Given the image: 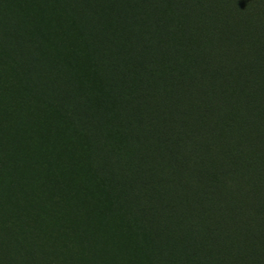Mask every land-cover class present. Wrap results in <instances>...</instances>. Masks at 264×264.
<instances>
[{"label":"rangeland","instance_id":"374dc122","mask_svg":"<svg viewBox=\"0 0 264 264\" xmlns=\"http://www.w3.org/2000/svg\"><path fill=\"white\" fill-rule=\"evenodd\" d=\"M27 1L22 5L17 2L13 8L6 3L3 6L6 13L12 9L16 24L20 23L14 30L17 34L20 26L17 38L45 45L63 44L66 51L82 56L84 62L77 70L88 63L85 58L89 49L76 19L89 1L96 3L91 4L95 16L104 18L107 35L123 41L109 51L108 64L118 73L115 77L104 74L94 83L78 82V90L88 93L87 101L103 114L96 134L90 136H84L87 131L78 125L64 121L70 116L58 106L38 111L42 101L25 99L19 84L9 86L7 80L16 70L0 63V113H5L0 114V128L5 127V133L16 128L22 132L19 155L26 164L23 171L28 183L12 193L21 192L29 209L39 199V204L50 210L53 221L38 224L37 231L58 249L63 260L69 264H264V194L247 190L264 189V27L259 26L257 12L241 7L236 0H73V6L72 0ZM117 14L123 16L125 28L116 26V21L120 23ZM7 38L0 37V44ZM138 62L142 64L139 67ZM85 73L88 79L89 73ZM28 109H32L31 117L27 116ZM44 114L58 119L63 127L59 123L49 126V132L58 127L55 133L62 134L58 137L50 132L53 142L60 140L56 144L63 148L58 149L63 159L46 156L44 135L25 124L26 118L31 123ZM74 114L78 123L85 122L86 114L79 109ZM188 130L190 141L182 137ZM68 137L73 141L68 142ZM61 140L66 143L62 145ZM217 148L226 150L217 153ZM211 149L214 155L205 156ZM12 150L6 143L3 147L0 139L1 184L2 177L3 181L11 180L9 171L3 174L7 167L13 173L23 168V161ZM14 159L19 164L13 170L10 163ZM41 179L45 183L40 184ZM64 187L75 189L76 195L66 193ZM62 196L63 204L58 200ZM72 196L74 200L76 197L75 209L68 201ZM10 204V208L17 206L15 202ZM54 209L65 211L55 213ZM183 222L191 225L190 241L183 239V249L176 251L171 245L178 239L170 235ZM23 223L28 226L31 221ZM232 228H237V242L229 241ZM17 240L0 220V264H36L25 245L13 246Z\"/></svg>","mask_w":264,"mask_h":264},{"label":"trees","instance_id":"16d2710c","mask_svg":"<svg viewBox=\"0 0 264 264\" xmlns=\"http://www.w3.org/2000/svg\"><path fill=\"white\" fill-rule=\"evenodd\" d=\"M24 1L26 3L28 2L27 0H0V37L8 36L7 40L4 41L5 44L4 43L0 44V63L9 67V68L16 70L15 76L11 77V79L7 80L9 86L12 85V87H13V86H16L17 84H19L20 88L28 96V97L26 96L27 99H31L29 97H32V98L34 97L38 100L40 99V101H42V106L38 107V111H40L42 109L48 110L51 107L56 108L58 106L64 115H68V116L72 117V118H70V117L65 116L64 121L67 120L66 121L67 123L72 124V125H78V127L81 128L82 131H87L85 136L86 135L90 136V135H93L94 133L96 134V127L98 126L100 120L101 121L103 120V114H102V112H97L94 105L90 104L87 101L86 97H87L88 93H85L83 90H80V91L78 90V88H79L78 82L83 81L81 83H84V82H87V80H88V81H90V83H92V82L94 83L98 79H101V77L104 74L109 75L110 79H111V77H115L118 73L116 71H113L112 70L113 67L110 64H108V62H109V51L113 50L117 45H122L123 44L122 39L121 40L120 39L114 40L111 36L107 35V33L104 31V18H99V17L95 16V10H92V6H91V4L94 6L95 2L93 1L94 2L93 3L92 1H89L88 6L83 7L84 13L80 12V13H83L84 16L79 13L81 16L79 15L80 17H77L79 24L82 21L84 23V25L82 23L81 27H83L82 28L83 32L84 33L86 32L85 42H86V46L89 49V52L86 54L85 59H86V62H88V63H86V65H83L84 63H82V65H83V66L81 65L82 69L79 68L77 70L76 69L77 66L83 61V59L76 56L79 53H71L69 51H66L63 44L54 43L51 46H49V45H45L43 42H36L35 43V42H29V40H26V39L21 40V39L17 38V36H19L20 26H19V29L17 31V34L15 33L14 30H16L18 28V26H16V25H18L20 23L16 24V21L13 18L14 16L11 15V13H10L12 11V9L9 10L8 13H6L2 9H3L4 3L7 4V7L13 8V6L17 2H19V3L21 2L20 4H23ZM236 1L239 3V5L241 7L244 6L245 8H248L250 11L257 12V14L259 15V19H260L259 20V26L264 27V0H236ZM80 2H82V1H80ZM238 3H237V5H238ZM111 4H113V6L116 5V1L112 2ZM11 5H12V7H11ZM13 13H15V11ZM8 16H10V17H8ZM115 17H117V19H120L119 24L116 21V26L118 28L123 26L125 28L123 16L121 14H117V16H115ZM115 17H114V19H115ZM124 17H128V15L126 16V14H125ZM10 21H13L14 23H12ZM13 25H15L14 29H13ZM84 28L87 30L84 31ZM24 29H26V31L28 30L27 27H24ZM4 31H6L7 34L3 35ZM93 51H95V52H93ZM97 52H98V54H97ZM63 58H65V59H63ZM68 64H70V65H68ZM72 64L75 67V69L72 66ZM137 65L139 67L142 64H140L138 62ZM85 66H86V68H85ZM63 69H65V70H63ZM50 70H51V72H53L54 75L50 72ZM77 71H79V72H77ZM85 71L89 73L88 79L84 78V77H86V75L84 74ZM76 74H77V76H76ZM46 82H47V84H46ZM4 86H6L5 83H3V87ZM39 87H40V89H39ZM26 97H25V99H26ZM81 101L83 103L82 109L80 108ZM48 103H50V105H48ZM51 105H53V106H51ZM78 109L83 114L87 115L85 122H79L78 123V121H76L77 120L76 118H78V117H76L74 112L77 111ZM27 114H28L27 116H31V114L30 115H29V113H27ZM37 116H38V113H37ZM54 120H55V118L51 119L48 115L44 114L41 117H39L38 119L32 120L31 123H30L29 119H27V118L25 121L26 122L25 124H28L27 125L28 128H29V126L35 128L37 131H40L44 135V139H48V140H46V144L49 141L51 142V143L49 142L46 145V147H48V149L46 148L45 154H47L46 156H48V157H50V156L58 157L61 155V153H60L61 151L60 152L57 151L58 148L56 147V144L53 143V139L49 140L51 138H48L49 126L59 123V122L54 121ZM60 122H62V121H60ZM59 124L61 126V123H59ZM24 127L25 126H23V130L27 131V128H24ZM38 127L40 128V130H38L39 129ZM46 127H48L47 128L48 130L46 129ZM44 132H46V133H44ZM0 136H1L3 141L7 142V143L6 142L5 143L8 146H11L13 148V152L15 153V155L20 160H22L24 163L23 168L20 169L19 172H17V173H13L7 167L6 170L3 172V174L6 173L7 171H9L8 177L11 178V180L7 181L5 179L3 181V177H2V180H1L2 184L0 183V220L2 221V223L4 224V226L6 227V229L11 234V236L13 237L14 240H16V237L19 238V240H17V242H14L13 246L17 247L18 244L25 245L27 247L29 256L33 259V261H35L36 264H69L68 262L63 260L60 253L58 252V249H56L51 244V242L47 241L37 231V229H38L37 225L38 224L40 225V224L45 223V222L49 223V222L53 221L54 217L51 215L50 210L45 209L43 203L39 204V199H36V203L33 205L32 209H29L28 204L26 202H24V199H22V197L20 195L21 192L17 193L16 195H14L12 193L13 190H17V188L22 186L23 184L28 185L27 181L25 180V178L27 176L24 174V171H23L25 168L24 167L25 161L19 155V145H20L19 143H20V140L22 138V132H20L17 129H13V130H11V134L5 133L4 127L2 128V126H1ZM182 137H184L183 140L189 139V141H190V138L192 137L191 130L184 132ZM13 139H15V140H13ZM11 143H12V145H11ZM50 145H52V147H49ZM51 149H53V150H51ZM60 150H62V149H60ZM225 150H226V148L217 149V153L218 152L220 153L221 151L223 152ZM47 151H48V153L49 152L50 153L48 154ZM95 151H96V149H94V152ZM209 153L213 154V149L207 150L204 154H205V156L209 157L210 156ZM3 174H2V176H3ZM42 183H45V181H42V179H41L40 184H42ZM229 183L232 184L231 181H229L228 184ZM254 185L259 186L257 183ZM64 188H67V189H64V191L66 193L70 192L69 194L76 195L75 194L76 191L73 188L70 190L68 187H64ZM247 190H248V193H249V191H251L255 194L257 192L260 193L261 195L264 194L263 187H261V188L253 187V188H249ZM233 199H235V197ZM11 200H13V201H11ZM49 200H51V199L49 198ZM58 200L59 201L61 200L60 202H62V203L65 202L63 196H62V198H60ZM68 201H71L70 203L73 204L70 207H73L75 209L74 205H76V197H75V200L70 199ZM11 202H15L17 204V206L10 208ZM62 211H65V209L53 211V212L59 213ZM43 212H45V213L43 214ZM19 213H23L26 216L24 218H22ZM29 220L31 221V224H29L28 226H25V224L23 222L29 221ZM190 227H191V225H189L188 223H184V222L181 225H178V226L176 225L175 231H173V233L170 236L176 237L178 240H177V244L174 243V245H171V246H173L172 249H175L176 251H181L180 249H183V247H184L181 243V242H183V239L190 241V235L188 233ZM236 229L237 228H235V229L232 228V230L230 231L231 233L228 234L229 235V241L237 242V240H236L237 234L234 233V230H236ZM194 242L197 243V239ZM178 245H180L181 248ZM3 246H7V243H4ZM18 247L21 248L19 245H18Z\"/></svg>","mask_w":264,"mask_h":264},{"label":"bare ground","instance_id":"6f19581e","mask_svg":"<svg viewBox=\"0 0 264 264\" xmlns=\"http://www.w3.org/2000/svg\"><path fill=\"white\" fill-rule=\"evenodd\" d=\"M32 1H33V0H32ZM56 1H57V0H56ZM59 2H60V1H59ZM20 3H21V2H20ZM57 3H58V2H57ZM67 3H69V2L67 1ZM65 4H66V3H65ZM71 4H72V5H71ZM71 4H70V5L73 6V0H72V3H71ZM21 5H22V4H21ZM71 6H70V7H71ZM11 7H12V5H11ZM65 7H66V6H65ZM68 7H69V6H68ZM40 8H41V6H40ZM49 8H50V7H49ZM66 8H67V7H66ZM73 8H74V7H73ZM6 9H7V8H6ZM28 9H29V8H28ZM57 9H58V8H57ZM2 10H3V9H2ZM45 10H46V9H45ZM73 10H75V9H73ZM23 11H24V10H23ZM33 11H34V10H33ZM40 12H41V11H40ZM68 12H69V11H68ZM74 12H75V11H74ZM18 13H19V12H18ZM34 13H35V12H34ZM38 13H39V12H38ZM2 14H3V13H2ZM28 14H29V13H28ZM43 14H44V13H43ZM54 14H55V13H54ZM58 14H59V13H58ZM66 14H67V13H66ZM69 14H70V13H69ZM76 14H77V13H76ZM70 15H71V14H70ZM70 15H68V17H69ZM78 15H80V14H78ZM47 16H48V15H47ZM56 16H57V15H56ZM71 16H72V15H71ZM80 16H81V15H80ZM8 17H10V16H8ZM41 17H42V16H41ZM49 17H51V16H49ZM49 17H48V18H49ZM64 17H65V16H64ZM13 18H14V17H13ZM42 18H43V17H42ZM53 18H54V17H53ZM74 18H75V17H74ZM80 19H81V18H80ZM21 20H22V19H21ZM53 20H54V19H53ZM60 20H61V19H60ZM74 21H75V20H74ZM76 21H77V19H76ZM36 22H37V21H36ZM81 23H82V22H81ZM81 23H80V25H82ZM49 24H50V23H49ZM31 25H32V24H31ZM64 25H65V24H64ZM66 25H67V24H66ZM71 25H73V24H71ZM83 25H84V24H83ZM36 26H37V25H36ZM57 26H58V25H57ZM68 27H69V26H68ZM72 27H73V26H72ZM77 27H78V26H77ZM42 28H43V27H42ZM78 28H79V27H78ZM82 28H83V27H81V29H82ZM68 30H70V28H69ZM85 30H87V29L84 28V31H85ZM55 31H56V30H55ZM70 31H72V30H70ZM46 32H47V31H46ZM49 32H50V31H49ZM59 32H60V31H59ZM67 32H68V31H67ZM60 33H61V32H60ZM69 33H70V32H69ZM81 33H83V32L81 31ZM47 34H48V33H47ZM58 34H59V33H58ZM85 34H86V32H85ZM73 35H74V34H73ZM87 35H88V34H87ZM58 36H59V35H58ZM63 36H64V35H63ZM68 36H69V34H68ZM68 36H67V38H68ZM84 36H85V35H84ZM209 36H210V35H209ZM43 38H44V37H43ZM49 38H50V37H49ZM53 38H55V36H54ZM46 39H47V38H46ZM39 40H40V39H39ZM68 41H69V40H68ZM52 42H53V41H52ZM77 42H78V41H77ZM81 42H82V41H81ZM54 43H55V42H54ZM54 43H53V44H54ZM70 43H71V42H70ZM48 44H49V43H48ZM56 45H57V44H56ZM49 46H51V45H49ZM60 46H61V45H60ZM76 47H79V46H76ZM79 49H80V48H79ZM72 50H73V49H72ZM235 50H236V49H235ZM72 52H73V51H72ZM82 52H84V51H82ZM80 55H81V54H80ZM232 55H234V54L232 53ZM67 56H68V55H67ZM84 56H85V55H84ZM234 56H235V55H234ZM73 57H74V56H73ZM80 57H82V56H80ZM74 58H75V57H74ZM74 58H73V59H74ZM63 59H65V58H63ZM76 59H77V58H76ZM68 60H69V59H68ZM230 60H232V59H230ZM62 62H63V61H62ZM78 62H79V61H78ZM80 62H81V61H80ZM83 62H84V61H83ZM233 63H234V62H233ZM65 64H66V63H65ZM227 64H228V63H227ZM62 65H63V64H62ZM68 65H70V64H68ZM74 65H75V64H74ZM81 65H82V64H81ZM198 65H199V64H198ZM234 65H235V64H234ZM72 66H73V64H72ZM221 66H222V65H221ZM64 67H65V66H64ZM67 67H68V66H67ZM73 67H74V66H73ZM193 67H194V66H193ZM204 67H205V66H204ZM211 67H212V66H211ZM232 67H233V66H232ZM234 67H235V66H234ZM80 68H81V67H80ZM195 68H196V67H195ZM208 68H209V67H208ZM216 68H217V66H216ZM224 68H226V67H224ZM229 68H230V67H229ZM235 68H236V67H235ZM59 69H60V68H59ZM74 69H75V67H74ZM81 69H82V68H81ZM204 69H205V68H204ZM213 69H215V68H213ZM63 70H65V69H63ZM66 70H67V69H66ZM200 70H201V69H200ZM203 71H204V70H203ZM205 71H206V70H205ZM222 71H223V70H222ZM50 72H51V70H50ZM77 72H79V71H77ZM81 72H82V71H81ZM199 72H200V71H199ZM209 72H210V71H209ZM212 72H213V71H212ZM215 72H216V71H215ZM51 73L53 74V72H51ZM51 73H50V74H51ZM66 73H67V72H66ZM72 73H73V72H72ZM74 73H75V72H74ZM205 73H206V72H205ZM85 74H86V73H85ZM200 74H201V73H200ZM200 74H199V75H200ZM203 74H204V73H203ZM234 74H236L235 71H234ZM47 75H48V74H47ZM53 75H54V74H53ZM73 75H74V74H73ZM73 75H72V76H73ZM80 75H81V74H80ZM236 75H237V74H236ZM51 76H52V75H51ZM51 76H50V77H51ZM64 76H65V75H64ZM76 76H77V74H76ZM86 76H87V75H86ZM218 76H219V75H218ZM221 76H222V75H221ZM50 77H49V78H50ZM65 77H66V76H65ZM68 77H69V76H68ZM227 77H228V76H227ZM47 78H48V77H47ZM51 78H52V77H51ZM53 78H54V77H53ZM197 78H198V77H197ZM79 79H80V78H79ZM216 79H217V77H216ZM235 79H236V78H235ZM48 80H49V79H48ZM70 80H71V79H70ZM75 80H76V79H75ZM219 80H220V79H219ZM76 81H77V80H76ZM87 81H88V80H87ZM223 81H224V79H223ZM51 82H52V81H51ZM81 82H83V81H81ZM217 82H218V81H217ZM226 83H227V82H226ZM46 84H47V82H46ZM207 84H208V83H207ZM220 84H221V83H220ZM223 84H224V83H223ZM49 85H50V84H49ZM205 85H206V84H205ZM227 85H228V84H227ZM216 86H218V85L216 84ZM220 86H222V85H220ZM223 86H224V85H223ZM229 86H230V85H229ZM231 87H232V86H231ZM215 88H216V87H215ZM39 89H40V87H39ZM41 89H42V88H41ZM230 89H231V88H230ZM13 90H14V89H13ZM32 91H33V90H32ZM208 91H209V90H208ZM228 91H229V90H228ZM228 91H227V93H228ZM35 92H36V91H35ZM37 92H38V91H37ZM14 93H15V92H14ZM138 93H140V92H138ZM141 93H142V91H141ZM204 93H205V92H204ZM222 93H223V92H222ZM192 94H193V93H192ZM219 94H220V93H219ZM15 95H16V94H15ZM38 95H39V94H38ZM38 95H37V96H38ZM139 95H141V94H139ZM153 95H155V94H153ZM208 95H209V94H208ZM227 95H228V94H227ZM25 96H27V95H25ZM37 96H36V97H37ZM191 96H192V95H191ZM217 96H218V95H217ZM220 96H222V95H220ZM220 96H218V97H220ZM44 97H45V96H44ZM44 97H43V98H44ZM200 97H201V96H200ZM235 97H236V96H235ZM10 98H11V97H10ZM26 98H27V97H26ZM30 98H31V97H30ZM172 98H173V97H172ZM211 98H212V97H211ZM17 99H18V96H17ZM31 99H32V98H31ZM35 99H36V98H35ZM174 99H175V98H174ZM197 99H198V97H197ZM232 99H233V98H232ZM235 99H236V98H235ZM203 100H204V99H203ZM210 100H211V99H210ZM10 101H11V100H10ZM27 101H28V100H27ZM30 101H31V100H30ZM32 101H33V100H32ZM171 101L173 102V100H171ZM176 101H177V99H176ZM180 101H181V100H180ZM184 101H186V100L184 99ZM187 101H188V100H187ZM191 101H192V100H191ZM194 101H195V98H194ZM212 101H213V100H212ZM226 101H227V100H226ZM25 102H26V101H25ZM164 102H165V100H164ZM182 102H183V101H182ZM195 102H196V101H195ZM207 102H208V101H207ZM15 103H16V102H15ZM20 103H21V102H20ZM38 103H39V102H38ZM173 103H174V102H173ZM226 103H227V102H226ZM10 104H11V103H10ZM24 104H25V103H24ZM118 104H119V103H118ZM190 104L192 105V103H190ZM209 104H210V103H209ZM228 104H229V103H228ZM34 105H35V104H34ZM48 105H50V103H48ZM48 105H47V106H48ZM116 105H117V104H116ZM179 105H180V104H179ZM21 106H22V105H21ZM28 106H29V105H28ZM51 106H53V105H51ZM6 107H7V106H6ZM14 107H15V105L13 106V109H14ZM38 107H39V106H38ZM176 107H177V106H176ZM180 107H182V106H180ZM185 107H187V106H185ZM197 107H198V106H197ZM19 108H20V107H19ZM35 108H36V106H35ZM51 108H52V107H51ZM13 109H11V110H13ZM22 109H23V108H22ZM24 109H26V108H24ZM24 109H23V110H24ZM203 109H204V108H203ZM3 110H5V109H3ZM9 110H10V109H9ZM9 110H8V111H9ZM17 110H18V108H17ZM23 110H22V111H23ZM31 110H32V109H30V111H31ZM169 110H170V109H169ZM178 110H180V109H178ZM28 111H29V109H28ZM30 111H29V115H30ZM180 111H181V110H180ZM203 111H204V110H203ZM9 112H10V111H9ZM11 112L13 113V111H11ZM19 112H21V111H19ZM25 112H26V111H25ZM47 112H49V111H47ZM173 112H174V111H173ZM190 112H191V111H190ZM201 112H202V111H201ZM2 113H3V112H1L0 114H2ZM26 113H27V112H26ZM54 113H55V112H54ZM174 113H175V112H174ZM176 113H177V110H176ZM209 113H210V112H209ZM16 114H17V113H16ZM32 114H33V113H32ZM2 115H3V114H2ZM4 115H5V113H4ZM4 115H3V116H4ZM13 115H14V114H13ZM22 115H23V114H22ZM27 115H28V114H27ZM46 115H47V114H46ZM171 115H172V114H171ZM174 115H175V114H174ZM184 115H185V114H184ZM0 116H1V115H0ZM18 116H19V114H18ZM33 116H34V115H33ZM55 116H56V115H55ZM188 116H189V115H188ZM241 116H242V115H241ZM9 117H10V116H9ZM16 117H17V116H16ZM20 117H22V116H20ZM26 117H27V116H26ZM30 117H31V116H30ZM175 117H176V116H175ZM11 118H12V117H11ZM14 118H15V116H14ZM179 118H180V117H179ZM179 118H178V120H179ZM184 118H185V117H184ZM16 119H17V118H16ZM27 119H28V118H27ZM36 119H38V117H37ZM46 119H47V118H46ZM204 119H205V118H204ZM17 120H18V119H17ZM24 120H25V119H24ZM30 120H31V119H30ZM57 120H58V119H57ZM57 120H56V121H57ZM182 120H184V119H182ZM200 120H201V119H200ZM6 121H7V120H6ZM31 121H32V120H31ZM40 121H41V120H40ZM184 121H185V120H184ZM0 122H1V121H0ZM11 122H12V121H11ZM180 122H181V121H180ZM205 122H206V121H205ZM245 122H246V121H245ZM12 123H13V122H12ZM23 123H24V122H23ZM25 123H26V122H25ZM40 123H41V122H40ZM178 123H179V122H178ZM17 124H18V123H17ZM20 124H21V123H20ZM24 125H25V124H24ZM24 125H23V126H24ZM27 125H28V124H27ZM53 125L55 126V124H53ZM198 125H200V124H198ZM198 125H197V126H198ZM204 125H205V124H204ZM12 126H13V125H12ZM31 126H32V125H31ZM47 126H48V125H47ZM51 126H52V125H51ZM8 127H9V125H8ZM29 127H30V126H29ZM40 127H41V126H40ZM61 127H62V126H61ZM198 127H199V126H198ZM2 128H3V127H2ZM4 128H5V127H4ZM24 128H25V127H24ZM31 128H32V127H31ZM38 128H39V127H38ZM44 128H45V127H44ZM47 128H48V127H46V129H47ZM57 128H58V127H57ZM57 128H56V129H57ZM62 128H63V127H62ZM16 129H17V128H16ZM22 129H23V128H22ZM32 129H33V128H32ZM42 129H43V128H42ZM46 129H45V130H46ZM56 129L53 128V130H54L53 133H52V131H50V132H51L52 134H54L55 136H56L57 133H60V132L55 133V132H56ZM185 129H186V128H185ZM204 129H205V128H204ZM38 130H40V128H39ZM47 130H48V129H47ZM47 130H46V131H47ZM50 130H52V128H50ZM60 130H61V128H60ZM58 131H59V130H58ZM61 131H62L61 133L64 132L63 130H61ZM69 131H70V135L72 134V137H73V136L75 137V135H73V133H71V132H74V131H71V129H69L68 132H69ZM206 131H207V129H206ZM6 132H7V131H6ZM16 132H17V131H16ZM20 132H21V131H20ZM27 132H28V131H27ZM50 132H48V133H50ZM198 132H199V131H198ZM203 132H204V131H203ZM2 133H3V132H2ZM7 133H9V132H7ZM13 133H14V132H13ZM32 133H34V132H32ZM37 133H39V132H37ZM44 133H46V132H44ZM51 133L49 134V135H50V138H51ZM64 133H65V132H64ZM76 133H77V132H76ZM76 133H75V134H76ZM206 133H207V132H206ZM10 134H11V133H10ZM200 134H201V133H200ZM3 135H4V134H3ZM14 135H15V134H14ZM16 135H17V134H16ZM29 135H32V134H29ZM33 135H34V134H33ZM33 135H32V136H33ZM39 135H40V134H39ZM46 135H47V134H46ZM54 135H53L52 137L55 138ZM59 135H60V134H59ZM61 135H62V134H61ZM61 135L58 136V134H57L58 137H62ZM66 135H68V134H66ZM70 135H68V136H70ZM80 135H81V134H80ZM80 135H79V136H80ZM186 135H187V134H186ZM12 136H13V135H12ZM19 136H20V135H19ZM35 136H36V135H35ZM37 136H38V134H37ZM63 136H64V135H63ZM79 136H78V137H79ZM84 136H85V135H84ZM198 136H199V135H198ZM4 137H5V136H4ZM58 137H57V138H58ZM72 137H70V138L73 139ZM229 137H230V136H229ZM6 138H7V137H6ZM15 138H16V137H15ZM29 138H30V137H29ZM38 138H39V137H38ZM42 138H43V135L41 136V140H42ZM46 138H47V137H46ZM57 138H56V140H57ZM70 138L68 137L69 140H70ZM75 138H76V137H75ZM183 138H184V137H183ZM0 139H1V143H2V145H3V147H4L6 141H3L2 138H1V136H0ZM19 139H20V138H19ZM26 139H27V138H26ZM34 139H35V138H34ZM36 139H37V137H36ZM52 139H53V138H51V139H49V140H52ZM61 139H62V138H61ZM64 139H65V138H64ZM68 139H67V140H68ZM81 139H82V138H81ZM81 139H80V140H81ZM90 139H91V138H90ZM13 140H15V139H13ZM30 140H31V139H30ZM41 140H40V141H41ZM46 140H48V139H45V141H46ZM65 140H66V139H65ZM75 140H76L75 143L78 142L77 139H75ZM192 140H193V139H192ZM24 141H25V140H24ZM28 141H29V140H28ZM32 141H34V140H32ZM57 141H58V140H57ZM57 141H56V142H57ZM59 141H60V140H59ZM59 141H58V142H59ZM61 141H62V140H61ZM71 141H73V140H70V141H68V142H71ZM235 141H236V139H235ZM10 142H11V141H10ZM30 142H31V141H30ZM35 142H36V141H35ZM49 142H50V141H49ZM49 142H47V144H48ZM56 142L54 141L53 143L56 144ZM224 142H225V141H224ZM6 143H7V142H6ZM12 143H13V142H12ZM12 143H11V145H12ZM28 143H29V142H28ZM28 143H27V144H28ZM32 143H33V142H32ZM41 143H42V142H41ZM50 143H51V142H50ZM61 143H62V145H63V144H65L66 142H65V141L63 142V141H62ZM61 143H60V144H61ZM82 143H83V142H82ZM82 143H81V144H82ZM86 143H87V142H86ZM201 143H202V142H201ZM205 143H206V142H205ZM218 143H219V142H218ZM29 144H31V143H29ZM47 144H46V145H47ZM78 144H80V143L78 142ZM88 144H89V143H88ZM88 144H87V145H88ZM213 144H214V143H213ZM62 145H61V146H62ZM87 145H86V146H87ZM90 145H91V144H90ZM215 145H216V144H215ZM229 145H230V144H229ZM30 146H31V145H29V147H30ZM32 146H33V144H32ZM32 146H31V147H32ZM54 146H55V145H54ZM56 146L58 147V146H60V145H59V144H56ZM67 146H68V144H67ZM69 146H70V145H69ZM75 146H76V144L74 145V147H75ZM188 146H189V145H188ZM36 147H37V145L35 146V148H36ZM38 147H39V146H38ZM49 147H52V145H50ZM64 147H65V146H64ZM74 147H73V148H74ZM80 147L83 148V146H80ZM195 147H196V146H195ZM204 147H205V146H204ZM8 148H9V147H8ZM8 148L6 147V148H3V149H4V151H5V150L8 149ZM17 148H18V147H17ZM24 148H25V147H24ZM60 148H61V147H58V149H60ZM66 148H68V147H66ZM86 148H87V147H86ZM15 149H16V148H15ZM37 149H38V148H37ZM41 149H42V148H41ZM45 149H46V147H45ZM47 149H48V147H47ZM53 149H54V148H53ZM53 149H51V150H53ZM62 149H63V148H62ZM78 149H80V148H78ZM88 149H89V148H87V150H88ZM182 149H183V148H182ZM207 149H208V148H207ZM217 149H218V148H217ZM220 149H221V148H220ZM30 150H31V149H30ZM39 150H40V149H39ZM42 150H43V149H42ZM55 150H56V149H55ZM82 150H84V149H82ZM82 150H81V151H82ZM180 150H181V148H180ZM193 150H194V149H193ZM12 151H13V150H12ZM12 151H11V152H12ZM37 151H38V150H37ZM57 151H58V150H57ZM78 151H79V150H78ZM81 151H80V152H81ZM188 151H189V150H188ZM26 152H27V151H26ZM29 152H30V151H29ZM33 152H34V150L32 151V153H33ZM45 152H46V151H45ZM59 152H60V151H59ZM67 152H68V151H67ZM67 152H66V153H67ZM75 152H76V151H75ZM88 152H89V151H88ZM91 152H92V151H91ZM223 152H224V151H223ZM5 153H6V152H5ZM7 153H8V152H7ZM47 153H48V151H47ZM49 153H50V152H49ZM49 153H48V154H49ZM54 153H55V152H54ZM186 153H187V152H186ZM10 154H13V153H10ZM21 154H22V153H21ZM30 154H31V153H30ZM37 154H38V153H37ZM43 154H44V153H43ZM78 154H79V153H78ZM84 154H85V153H84ZM190 154H191V153H190ZM209 154H210V153H209ZM6 155H7V154H6ZM6 155H5V156H6ZM14 155H15V154H14ZM34 155H35V154H34ZM46 155H47V154H46ZM63 155H64V154H63ZM188 155H189V154H188ZM213 155H214V154H213ZM221 155H222V154H221ZM23 156H24V155H23ZM71 156H72V155H71ZM90 156H91V155H90ZM194 156H195V155H194ZM9 157H10V155H9ZM12 157H13V156H11L10 158H12ZM31 157H32V156H31ZM33 157H34V156H33ZM37 157H38V156H37ZM40 157H41V155H40ZM44 157H45V156H44ZM51 157H52V156H51ZM60 157H61V156H60ZM196 157H198V156H196ZM217 157H218V156H217ZM10 158H8V159H10ZM15 158H16V157H15ZM38 158H39V157H38ZM61 158H62V157H61ZM86 158H87V156H86ZM153 158H154V157H153ZM189 158H190V157H189ZM210 158H211V157H210ZM222 158H223V157H222ZM5 159H7V158H5ZM33 159H35V158H33ZM33 159H32V160H33ZM44 159H45V158H44ZM50 159H51V158H50ZM57 159H58V158H57ZM62 159H63V158H62ZM87 159H88V158H87ZM157 159H158V158H157ZM207 159H208V158H207ZM217 159H218V158H217ZM14 160H15V159H14ZM14 160L11 161V163H10V166L13 167V168H12L13 170H14V168H17V167H18V164H19L18 161H17V159H16L15 161H14ZM40 160H41V159H40ZM46 160H47V158H46ZM48 160H49V159H48ZM66 160H67V159H66ZM88 160H89V159H88ZM33 161H35V160H33ZM60 161H61V160H60ZM74 161H75V160H74ZM187 161H188V160H187ZM29 162H30V160H29ZM36 162H37V160H36ZM47 162H48V161H47ZM53 162H54V160H53ZM85 162H87V160H86ZM153 162H154V161H153ZM195 162H196V161H195ZM195 162H194V163H195ZM198 162H199V161H198ZM5 163H6V162H5ZM27 163H28V161H27ZM43 163H44V162H43ZM50 163H51V161H50ZM54 163L56 164V162H54ZM77 163H78V162H77ZM77 163H75V164H77ZM188 163H189V162H188ZM204 163H205V162H204ZM21 164H22V163H21ZM31 164H32V163H31ZM35 164H36V163H35ZM40 164H41V163H40ZM61 164H63V163H61ZM85 164H86V163H85ZM89 164H90V163H89ZM25 165H26V164H25ZM196 165H198V164H196ZM199 165H200V164H199ZM20 166L23 167V165H20ZM38 166H39V164H38ZM82 166H83V165H82ZM88 166H89V165H88ZM24 167H26V166H24ZM67 167H68V166H67ZM69 167H70V166H69ZM80 167H81V166H80ZM195 167H196V166H195ZM204 167H205V166H204ZM206 167H207V166H206ZM31 168H32V167H31ZM36 168H37V167H36ZM38 168H39V167H38ZM65 168H66V167H65ZM70 168H71V167H70ZM70 168H69V169H70ZM199 168L201 169V167H199ZM27 169H28V168H27ZM39 169H40V168H39ZM191 169H192V168H191ZM17 170H18V169H17ZM25 170H26V169H25ZM41 170H42V169H41ZM41 170H40V171H41ZM65 170H66V169H65ZM67 170H68V169H67ZM84 170H85V169H84ZM86 170H87V169H86ZM88 170H89V169H88ZM27 171H28V170H27ZM70 171H71V170H70ZM77 171H78V170H77ZM15 172H17V171H15ZM92 172H93V171H92ZM166 172H167V171H166ZM33 173H34V172H33ZM68 173H69V172H68ZM71 173H72V172H71ZM74 173H75V172H74ZM114 173H115V172H114ZM75 174H76V173H75ZM86 174H87V173H86ZM68 176H69V175H68ZM68 176H67V177H68ZM79 176H80V175H79ZM87 176H88V175H87ZM77 177H78V176H77ZM81 177H82V176H81ZM85 177H86V176H85ZM94 177H95V176H94ZM74 178H75V177H74ZM92 178H93V177H92ZM69 180H70V179H69ZM80 180H82V179H80ZM88 180H89V179H88ZM84 181H85V179H84ZM91 181H92V180H91ZM77 182H78V181H77ZM95 183H96V182H95ZM98 183H99V182H98ZM24 185H25V184H24ZM74 185H75V184H73V186H74ZM80 185H81V183H80ZM84 185H85V183H84ZM89 186H90V185H89ZM181 186H182V185H181ZM87 187H88V186H87ZM90 187H91V186H90ZM24 188H27V187H24ZM29 189H30V188H29ZM80 189H81V188H80ZM99 189H102V188H99ZM99 189H97V191H98ZM26 190H28V189H26ZM74 190H75V189H74ZM74 190H73V191H74ZM17 191H18V190H17ZM22 192H23V191H22ZM26 192H27V191H26ZM26 192H25V193H26ZM31 192H33V191H31ZM81 192H82V191H81ZM94 193H95V192H94ZM185 193H186V192H185ZM75 194H76V193H75ZM85 194H86V192H85ZM101 194H102V193H101ZM34 195H35V193H34ZM66 195H67V194H66ZM86 195H87V194H86ZM95 195H97V194H95ZM97 196H98V195H97ZM72 199H73V196H72ZM60 201H61V200H60ZM77 201H79V200H77ZM82 201H83V200H82ZM99 201H100V200H99ZM80 202H81V201H80ZM84 202H85V201H84ZM39 203H40V202H39ZM37 204H38V203H37ZM56 204H57V206L59 205V203H56ZM62 204H63V203H62ZM102 204H104V202H102ZM70 205H72V204H70ZM81 205H82V204H81ZM29 206H30V205H29ZM60 206H61V204H60ZM63 206H65V204H64ZM76 206H77V205H74V207H76ZM82 206H83V205H82ZM92 206H93V205H92ZM101 206H102V205H101ZM44 207H46V206L44 205ZM79 207H80V206H79ZM85 207H87V206H85ZM83 208H84V207H83ZM57 209H58V207H57ZM61 209H62V208H61ZM61 209H60V210H61ZM88 209H89V208H88ZM88 209H87V210H88ZM90 209H91V208H90ZM54 210H55V209H54ZM81 210H82V209H81ZM55 211H57V210H55ZM90 211H91V210H90ZM96 211H97V213H98L99 210H96ZM96 211H95V212H96ZM78 212H80V211H78ZM93 212H94V210H93ZM83 213H85V212H83ZM87 213H88V212H87ZM74 214H75V213H74ZM85 214H86V213H85ZM98 214H99V213H98ZM106 214H107V213H106ZM52 215H53V214H52ZM59 215H60V214H59ZM77 216H78V215H77ZM103 216H104V215H103ZM74 217H75V216H74ZM82 217H83V216H82ZM91 218H92V216H91ZM46 219H47V218H46ZM78 219H79V218H78ZM92 219H93V218H92ZM79 220H80V219H79ZM79 220H78V221H79ZM99 220H100V219H99ZM83 221H84V220H83ZM76 222H77V221H76ZM97 222H98V221H97ZM77 223H78V222H77ZM84 223H85V222H84ZM86 223H88V222H86ZM99 223H100V222H99ZM102 223H103V221H102ZM75 224H76V223H75ZM92 224H93V223H92ZM48 225H49V224H48ZM87 225H88V224H87ZM96 225H97V224H96ZM98 225H99V224H98ZM111 225H112V224H111ZM91 227H92V226H91ZM97 227H98V226H97ZM100 227H101V226H100ZM103 227H104V226H103ZM103 227H102V228H103ZM82 228H84V227H82ZM111 228H112V227H111ZM88 230H89V229H88ZM90 230H92V229H90ZM105 230H106V229H105ZM103 231H104V230H103ZM87 232H88V231H87ZM91 232H92V231H91ZM104 232H105V231H104ZM112 232H113V230H112ZM92 233H93V232H92ZM125 233H126V232H125ZM125 233H124V234H125ZM127 233H128V232H127ZM132 233H133V232H132ZM102 234H103V233H102ZM120 234H121V233H120ZM88 235H90V234H88ZM99 235H100V234H99ZM105 235H107V234L105 233ZM105 235H104V237H106ZM109 235H110V234H109ZM90 236H91V235H90ZM100 236H101V235H100ZM126 236H127V234H126ZM108 237H110V236H108ZM112 237H114V236H112ZM123 237H124V236H123ZM93 238H94V237H93ZM110 238H111V237H110ZM110 238H109V239H110ZM118 238H119V237H118ZM121 238H122V237H121ZM102 239H103V238H102ZM102 239H101V240H102ZM114 239H115V238H114ZM129 239H130V238H129ZM84 240H85V239H84ZM94 240H95V238H94ZM101 240H100V242H101ZM104 240H105V239H104ZM106 240H107V239H106ZM110 240H111V239H110ZM90 241H91V240H90ZM102 241H103V240H102ZM107 241H108V240H107ZM124 241H125V240H124ZM97 242H98V241H97ZM120 242H121V240H120ZM127 242H128V241H127ZM127 242H124V244L127 243ZM132 242H133V241H132ZM98 243H99V242H98ZM115 243H117V242H115ZM129 243H130V241H129ZM103 244H104V243H103ZM117 244H119V243H117ZM121 244H123V243H121ZM130 244H131V243H130ZM130 244H129V245H130ZM133 244H134V243H132V245H133ZM100 245H102V244H100ZM96 246H97V244H96ZM108 246H110V243H109ZM112 246H113V245H112ZM121 246H122V245H121ZM124 246H126V245H124ZM124 246H123V247H124ZM82 247H83V246H82ZM86 247H87V246H86ZM88 247H89V246H88ZM97 247H98V246H97ZM101 247H102V246H101ZM103 247H104V246H103ZM117 247H118V246H117ZM117 247H116V250L118 249ZM128 247H129V246H128ZM128 247H126V249H128ZM132 247H134V246H132ZM132 247H131V248H132ZM93 248H94V246H93ZM124 248H125V247H124ZM84 249H85V248H84ZM105 249H106V248H105ZM109 249H111V248H109ZM113 249H114V248H113ZM120 249H121V248H120ZM139 249H140V248H139ZM81 250H82V249H81ZM99 250H100V249H99ZM116 250H115V252H116ZM123 250H124V249H123ZM134 250H135V249H134ZM141 250H142V249H141ZM102 251L107 252V251L104 250V249H103ZM108 251H110V250H108ZM121 251H122V250H121ZM121 251H120V252H121ZM132 251H133V248H132ZM135 251H136V250H135ZM138 251H139V250H138ZM138 251H137V252H138ZM113 252H114V251H113ZM113 252H112V253H113ZM115 252H114V254H115ZM120 252H119V253H120ZM124 252H125V251H124ZM127 252H128V251H127ZM139 252H141V251H139ZM139 252H138V253H139ZM94 253H95V252H94ZM116 253H117V252H116ZM122 253H123V251H122ZM131 253H132V252H131ZM141 253H142V252H141ZM84 254H85V253H84ZM96 254L98 255L99 253H96ZM96 254H95V255H96ZM100 254H101V253H100ZM107 254H108V253H107ZM109 254H110V253H109ZM132 254H133V253H132ZM144 254H146V253H144ZM93 255H94V254H93ZM140 255H141V254H140ZM232 255H233V254H232ZM87 256H88V255H87ZM89 256H90V255H89ZM103 256H104V254H103ZM110 256H111V254H110ZM122 256L125 257V255H123V254H122ZM122 256H120V257H122ZM98 257H99V256H98ZM129 257H130V255H129ZM135 257H136V256H135ZM146 257H147V256H146ZM90 258H91V257H90ZM103 258H104V257H103ZM118 258H119V257H118ZM130 258H132V255H131ZM144 258H145V257H144ZM147 258H148V257H147ZM149 258H150V257H149ZM92 259H93V257H92ZM105 259H106V258H105ZM127 259H129V258H127ZM127 259H125V260H127ZM132 259H133V258H132ZM142 259H143V258H142ZM142 259H141V261H143ZM95 260H96V259H95ZM98 260H99V259H98ZM100 260H101V257H100ZM117 260H118V259H117ZM119 260H120V259H119ZM129 260H130V259H129ZM146 260H147V259H146ZM149 260H150V259H149ZM90 261H91V259H90ZM112 261H114V260H112ZM123 261H124V260H123ZM127 261H128V260H127ZM130 261H131V260H130ZM133 261H134V260H133ZM133 261H132V262H133ZM136 261H137V260H136ZM136 261H135V262H136ZM150 261H152V260H150ZM87 262H88V261H87ZM96 262H97V261H96ZM98 262H99V261H98ZM106 262H107V261H106ZM116 262H117V261H116ZM135 262H134V263H135ZM137 262H138V261H137ZM152 262H154V261H152ZM108 263H109V262H108ZM110 263H111V262H110ZM114 263H115V261H114ZM144 263H146V262L144 261ZM91 264H92V263H91ZM111 264H112V263H111ZM118 264H120V263H118ZM123 264H125V263H123ZM128 264H129V263H128ZM140 264H141V263H140ZM142 264H143V263H142ZM146 264H147V263H146Z\"/></svg>","mask_w":264,"mask_h":264}]
</instances>
